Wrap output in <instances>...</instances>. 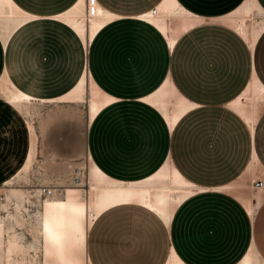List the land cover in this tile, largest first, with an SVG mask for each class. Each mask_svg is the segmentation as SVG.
Listing matches in <instances>:
<instances>
[{
	"label": "crops",
	"instance_id": "crops-1",
	"mask_svg": "<svg viewBox=\"0 0 264 264\" xmlns=\"http://www.w3.org/2000/svg\"><path fill=\"white\" fill-rule=\"evenodd\" d=\"M160 1L155 0L151 6H146L147 2H144L139 10L127 12L119 6L115 7V3L110 0H99L105 8L125 17L115 19L99 31L90 45L88 66L97 83L119 99L101 109L88 128L85 112L84 120H77L74 124L76 134L88 129L90 141L105 139L109 143L118 141L127 145L131 142L133 130L124 123L130 116L135 118V115L127 116L116 109L127 102H143L137 98L154 90L170 74L180 92L198 106L185 113L173 129L169 128L159 111L156 113L166 142L162 161L156 169L171 157L188 179L205 187L204 191L199 192L226 190L227 185L238 187L235 181L244 176L254 184L258 180L264 182V100L259 105L254 131L243 116L228 105L248 86L254 71L264 83V71L260 65L262 52L259 49L264 31L252 49L232 27L208 19V22L183 34L174 50H170L163 35L153 25L131 17L155 9ZM179 1L194 13L210 18L230 13L244 0ZM257 1L264 8V0ZM262 19L259 18L260 21ZM33 22L23 26L11 37L2 64L10 79L23 91L37 98L56 97L67 92L76 81L69 80L47 93L30 88V76L19 51L25 41L24 31ZM48 36L57 38L56 35ZM134 50L141 54L135 56ZM45 53L44 50L38 54L39 68H49V64L54 62L53 57ZM142 62L150 63L152 68L145 69L141 66ZM137 68L141 72L135 75ZM44 74L46 78L48 74ZM136 78H139L140 84L133 87L131 83L134 84ZM8 103L0 96V141L7 135L8 139H13L14 133L19 130L28 143L30 134L26 115L21 111L14 118ZM63 116L66 115L60 118ZM62 123L66 124L69 133L61 141H73V117H64L60 121ZM254 150L260 164L257 168L260 169H248ZM69 151L72 152L67 156L73 159V149ZM87 152L103 171L114 178H141L117 176L119 170L110 169L99 160L91 144H88ZM156 169L146 172V175ZM207 169L214 171L218 177L207 180L212 175ZM1 170L0 182H5L10 169ZM225 175L228 177L223 178ZM191 196L175 209L169 226L161 221L159 227L157 219L151 217L142 229L136 228L127 217L113 212L114 208L102 214L88 231L87 251L91 262L165 264L173 247L187 264H238L253 244L252 250L257 253V258L260 254L264 259V198L252 217L237 195L223 200L221 206L206 205L209 207L204 211L190 208L195 203L204 204L199 199H191ZM252 198L254 201L255 198ZM224 206L229 207L222 208Z\"/></svg>",
	"mask_w": 264,
	"mask_h": 264
},
{
	"label": "bare ground",
	"instance_id": "bare-ground-1",
	"mask_svg": "<svg viewBox=\"0 0 264 264\" xmlns=\"http://www.w3.org/2000/svg\"><path fill=\"white\" fill-rule=\"evenodd\" d=\"M155 9L131 17L153 25L163 35L170 50H174L183 34L208 19L218 20L232 27L252 49L264 31V8L257 0H244L230 13L217 17L209 16L210 18L194 13L179 0H161ZM255 15L262 17L263 21L256 19ZM122 17L125 16L99 4L98 14L88 18L86 0H74L62 11L46 15L29 11L16 0H0V24L3 25L6 34L3 38V49L5 52L11 37L26 24L43 18H52L69 26L81 38L88 53L99 31ZM1 78L7 100L14 106L28 105L34 100L86 102L88 126L101 109L119 99L105 91L94 79L88 66V55L85 68L73 86L56 97L37 98L34 94L23 91L10 79L5 66ZM137 99L155 107L163 115L170 129L175 128L185 113L198 106L180 92L170 74H167L154 90ZM262 100L264 83L254 71L248 86L229 101L228 105L243 116L254 131ZM28 127L33 133L31 122L28 123ZM35 138L32 137L23 170H28L32 166ZM85 164L80 166L87 169L88 181L85 184L63 188L62 195L47 196L39 204L31 199V195H24L21 189L12 186L9 188L15 195L14 207L20 213L8 212L3 215L0 212V264H93L87 251L88 231L102 214L120 206L138 204L169 226L178 205L189 196L205 189L188 179L171 157H168L156 171L130 180L108 175L88 152ZM258 165L260 164L254 150L248 169H254ZM7 182L11 183L12 179H8ZM263 187L264 185L258 188ZM225 189L232 191L238 187L227 185ZM37 191L39 195L42 194V186L37 188ZM237 196L242 200L248 213L254 217L256 207L252 196L241 193H237ZM35 206L38 208L34 211ZM3 207L6 205L3 204ZM25 212L34 221L32 242L30 240L29 242L25 233L19 230L24 225ZM253 245L238 264H264V261L257 258V253L253 252ZM165 264L187 263L171 247Z\"/></svg>",
	"mask_w": 264,
	"mask_h": 264
},
{
	"label": "rangeland",
	"instance_id": "rangeland-1",
	"mask_svg": "<svg viewBox=\"0 0 264 264\" xmlns=\"http://www.w3.org/2000/svg\"><path fill=\"white\" fill-rule=\"evenodd\" d=\"M68 1L69 0H22L26 5L45 11L53 7H56L55 9L62 8ZM110 1L115 3V7L119 6L127 12H133L139 10L142 3L147 2L146 6H151L155 0ZM255 18L259 19L260 16L255 15ZM43 19L46 20H35V22L27 26L24 31L25 41L23 45H21L19 53L20 58H24L23 65L30 76V88L35 91L42 90L44 93H47L49 90H55L61 85H64L69 80L75 82L85 68L87 55L89 57V51L86 53L81 38L69 26L55 19L49 20L52 18ZM250 22L249 20V23ZM48 35H56L57 38L49 37ZM5 36L4 27L0 24V93L2 94H0V96L4 97L8 103L6 94L3 91V81L1 78L4 67L2 60L4 57L3 38ZM259 49L262 52L260 65L261 69L264 71V39ZM44 50L46 52L45 54L51 55L54 59V62L49 64V68L43 67L47 69H45V71L42 67H38V54ZM139 54H141V52L136 50L135 56H139ZM27 59L29 61H27ZM158 65L157 67H159ZM141 66L146 67L145 69L152 68L151 64L148 62H142ZM137 70L135 75L141 72V69L137 68ZM45 72L49 77L46 76V78H44L43 75H45ZM136 79H134V84L131 83L133 87L140 84L139 78ZM8 104L13 110V117L16 118L18 112H24L28 123H32L34 130L32 133L28 127L30 134L28 143L25 139V135L23 136L19 130L14 133L13 139H8L9 135H7V139L4 137V139L0 141V156L2 159H0V172L2 171L1 168L11 170H8L10 174L5 182H0V212L3 215H6L8 212L13 214L20 213V211H17L14 207L13 202L15 200V195L9 189L11 186L21 189L25 193L24 195H31V199L35 200L38 204L47 197L42 194L39 195L37 188L40 186H61V188L76 186L73 181L77 171L75 167L86 165L88 144H91L92 148L95 149V153L99 160L103 161L110 169H118L120 173L116 175L122 178L130 179L142 177L147 174L146 172L157 168L162 161L166 142L165 134L162 132L161 126L159 127V119L156 118L158 110L144 102H127L118 106L116 109L117 112L125 113L127 116L135 115V118H131L130 116L124 123L125 126L132 127L133 130L131 133V142L127 143V145L118 141L109 143L104 141L105 139L90 141L88 138V129H86V131L82 130L80 133L77 132L78 134H76V127L74 124L77 120H84L85 112L87 120L86 102H41L34 100L28 105L20 107L14 106L11 103ZM63 114L66 115L63 116V118L73 117V141H61V138L67 136L69 133V129L65 128L66 124H60V121L63 119L60 118V116ZM123 122L121 124H123ZM32 137H36L33 163L28 170H23L21 166L26 159ZM70 149H73V159H69L67 156V154H71L72 152L69 151ZM83 168L87 176V169L85 167ZM254 169L260 168L256 167ZM207 170L212 174L206 178L207 180L211 181L216 176L218 177V175H214V171L211 169ZM216 171L218 172V170ZM203 177H206V175ZM227 177V175L223 176V178ZM246 178L247 177L244 176L235 181L238 185V189L232 191L210 190L207 192H199L191 196V199H199L201 203L204 204L199 205L195 203V206L190 208L197 210L203 209L204 211L205 208L209 207L206 205L221 206L224 203L223 200L237 197V193H241L253 196L257 209V206L264 198V187L256 188L252 180ZM8 179H12V182H7ZM198 184H201V182ZM3 204H5L6 207H3ZM228 207L229 206H224L222 208ZM231 207H233V205ZM37 208L38 207L35 206L34 211ZM113 210V212L127 217L128 221L136 228L142 229L144 224L147 223L151 217L157 219L160 227L161 220L154 213L141 205H126L114 208ZM24 215V225L22 229L19 230H22L27 240L32 242L34 240L32 230L34 221L26 212ZM232 216L235 218L236 215L234 212ZM258 257L261 261H264L260 254H258Z\"/></svg>",
	"mask_w": 264,
	"mask_h": 264
},
{
	"label": "built area",
	"instance_id": "built-area-1",
	"mask_svg": "<svg viewBox=\"0 0 264 264\" xmlns=\"http://www.w3.org/2000/svg\"><path fill=\"white\" fill-rule=\"evenodd\" d=\"M99 0H86V12L88 18L96 16L98 14V6H99ZM156 11V9L154 10ZM77 169L76 174L73 178V181L76 185H83L88 181V178L85 174V171L83 170V167H76ZM264 185V182L262 180H258L255 182V187H261ZM64 192V189L61 188V186H42V195L45 196H53L55 194L62 195Z\"/></svg>",
	"mask_w": 264,
	"mask_h": 264
},
{
	"label": "trees",
	"instance_id": "trees-1",
	"mask_svg": "<svg viewBox=\"0 0 264 264\" xmlns=\"http://www.w3.org/2000/svg\"><path fill=\"white\" fill-rule=\"evenodd\" d=\"M22 7H24L27 10L33 11V12H37L39 14H52V13H56L59 11H62L63 9L67 8L69 5L72 4V2H74V0H69L62 8L59 9H55L56 7L53 8H48L46 11L45 10H38L35 9L29 5H26L25 3L22 2V0H16ZM156 169V168H155ZM150 174V173H149Z\"/></svg>",
	"mask_w": 264,
	"mask_h": 264
}]
</instances>
